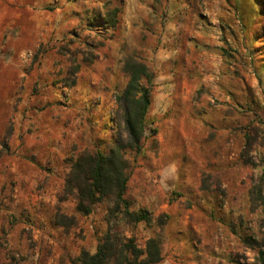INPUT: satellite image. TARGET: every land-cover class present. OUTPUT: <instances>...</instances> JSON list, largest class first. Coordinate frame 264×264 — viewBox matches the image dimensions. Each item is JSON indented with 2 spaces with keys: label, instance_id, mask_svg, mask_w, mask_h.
<instances>
[{
  "label": "rangeland",
  "instance_id": "rangeland-1",
  "mask_svg": "<svg viewBox=\"0 0 264 264\" xmlns=\"http://www.w3.org/2000/svg\"><path fill=\"white\" fill-rule=\"evenodd\" d=\"M131 60L153 78L127 197L154 222L119 231L161 235V264H260L264 0H0V264L95 253L109 204L81 216L64 186L126 138Z\"/></svg>",
  "mask_w": 264,
  "mask_h": 264
},
{
  "label": "trees",
  "instance_id": "trees-1",
  "mask_svg": "<svg viewBox=\"0 0 264 264\" xmlns=\"http://www.w3.org/2000/svg\"><path fill=\"white\" fill-rule=\"evenodd\" d=\"M104 21L110 24L108 20ZM125 71L129 75V81L122 94L117 97V102L126 138L119 135L106 152H81L72 161L65 181V199L71 197L75 200L79 215L88 217L98 205L105 202L109 204L107 231L100 238L95 253L83 250L73 264H161L164 260L161 235L147 240L142 248L134 237H127L119 231L121 224L128 227L139 224L151 226L154 222L149 211L133 210L132 201L127 197L132 170L128 154L143 152L147 116L151 106V89L143 83L150 84L153 76L144 64L132 60L127 62ZM261 207L264 217V198ZM167 218L166 215L161 216L158 226L163 227ZM254 245L259 249L260 264H264V244L254 242Z\"/></svg>",
  "mask_w": 264,
  "mask_h": 264
}]
</instances>
